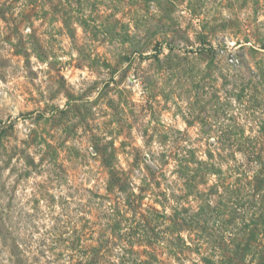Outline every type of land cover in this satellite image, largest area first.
<instances>
[{
  "label": "rangeland",
  "instance_id": "obj_1",
  "mask_svg": "<svg viewBox=\"0 0 264 264\" xmlns=\"http://www.w3.org/2000/svg\"><path fill=\"white\" fill-rule=\"evenodd\" d=\"M0 264H264V0H0Z\"/></svg>",
  "mask_w": 264,
  "mask_h": 264
},
{
  "label": "built area",
  "instance_id": "obj_2",
  "mask_svg": "<svg viewBox=\"0 0 264 264\" xmlns=\"http://www.w3.org/2000/svg\"><path fill=\"white\" fill-rule=\"evenodd\" d=\"M236 62H237V60H235V59H230L229 60V63L232 64V65L235 64Z\"/></svg>",
  "mask_w": 264,
  "mask_h": 264
}]
</instances>
